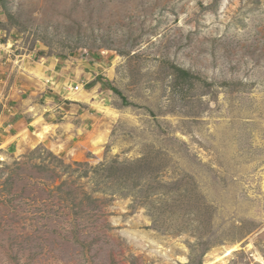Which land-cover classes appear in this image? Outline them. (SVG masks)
<instances>
[{"label": "rangeland", "instance_id": "374dc122", "mask_svg": "<svg viewBox=\"0 0 264 264\" xmlns=\"http://www.w3.org/2000/svg\"><path fill=\"white\" fill-rule=\"evenodd\" d=\"M0 89V264H261L264 0H0Z\"/></svg>", "mask_w": 264, "mask_h": 264}, {"label": "crops", "instance_id": "0c3cea01", "mask_svg": "<svg viewBox=\"0 0 264 264\" xmlns=\"http://www.w3.org/2000/svg\"><path fill=\"white\" fill-rule=\"evenodd\" d=\"M0 91L2 90L0 89ZM4 94L5 93L0 92V96L8 100ZM2 98H0V151L2 149L15 147L14 139L17 136L28 133L33 134V132L39 130L40 126H43V123L39 119L41 115L36 116L35 113L30 112V110L25 109V107L21 109H11L10 107L7 109V105L2 101ZM14 110H16V112H14ZM8 112L10 114H7Z\"/></svg>", "mask_w": 264, "mask_h": 264}, {"label": "bare ground", "instance_id": "6f19581e", "mask_svg": "<svg viewBox=\"0 0 264 264\" xmlns=\"http://www.w3.org/2000/svg\"><path fill=\"white\" fill-rule=\"evenodd\" d=\"M236 249H237V247H234L232 249L227 250L226 253L224 254V257L223 258L229 257L232 254V252L235 251ZM259 262L261 264H264V259L263 258H260L259 259Z\"/></svg>", "mask_w": 264, "mask_h": 264}, {"label": "trees", "instance_id": "16d2710c", "mask_svg": "<svg viewBox=\"0 0 264 264\" xmlns=\"http://www.w3.org/2000/svg\"><path fill=\"white\" fill-rule=\"evenodd\" d=\"M183 74L186 76V77H189L190 76V74L188 73V72H186V71H183ZM136 167L134 166V167H130L129 168V171L131 170V172L135 169ZM136 171V170H135Z\"/></svg>", "mask_w": 264, "mask_h": 264}, {"label": "built area", "instance_id": "2783aa9c", "mask_svg": "<svg viewBox=\"0 0 264 264\" xmlns=\"http://www.w3.org/2000/svg\"><path fill=\"white\" fill-rule=\"evenodd\" d=\"M77 89V88H76Z\"/></svg>", "mask_w": 264, "mask_h": 264}]
</instances>
